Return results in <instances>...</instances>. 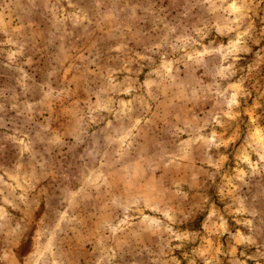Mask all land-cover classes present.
Wrapping results in <instances>:
<instances>
[{"label": "rangeland", "instance_id": "rangeland-1", "mask_svg": "<svg viewBox=\"0 0 264 264\" xmlns=\"http://www.w3.org/2000/svg\"><path fill=\"white\" fill-rule=\"evenodd\" d=\"M0 264H264V0H0Z\"/></svg>", "mask_w": 264, "mask_h": 264}]
</instances>
